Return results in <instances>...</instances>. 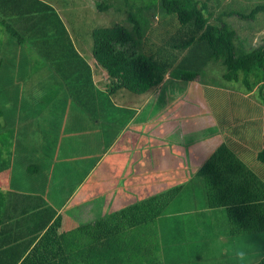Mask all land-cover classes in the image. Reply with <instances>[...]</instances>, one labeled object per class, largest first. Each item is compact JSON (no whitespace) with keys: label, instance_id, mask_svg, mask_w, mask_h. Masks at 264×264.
Segmentation results:
<instances>
[{"label":"trees","instance_id":"16d2710c","mask_svg":"<svg viewBox=\"0 0 264 264\" xmlns=\"http://www.w3.org/2000/svg\"><path fill=\"white\" fill-rule=\"evenodd\" d=\"M124 1L128 5V0ZM136 1L140 2V6H136ZM136 1L131 0L130 3L128 21L132 22L131 29L114 24L91 31L93 58L105 71L110 91L125 89L134 94L146 93L161 84L167 73L173 78L193 80L209 61L221 60L226 68L223 78L238 81L242 73V81L249 91L259 86V95L264 105V45L251 49L237 45L236 31L227 22H209L206 1L150 0L154 4L157 1L159 7L173 16L180 27L178 32L175 31L176 33L165 39V42L169 43L170 38L179 36L178 42L170 43L171 48L177 52L164 54V42L159 45L155 43L152 47V44H148L149 37L143 35V28L148 22L141 14L143 10L147 11L150 1ZM133 7L140 13L139 17L135 16ZM260 11L264 12V2L256 4L249 13H236L243 19H253ZM140 17L142 19L138 20ZM0 29L6 30L16 42L25 44L37 52L47 67V83L51 80L56 82L58 91L66 92L75 106L88 113L93 108L105 107L106 96L96 89L89 64L75 47L62 18L51 4L44 0H0ZM133 32L135 34H132ZM186 34L188 37L184 38ZM144 45L149 47L144 48ZM179 53L181 56L176 62ZM45 84L39 83L37 86L42 91V96L39 95V98L36 95L34 101H48V105L41 110L30 109L26 115H20L19 110L14 116L17 114L20 120L27 121L30 118H39L44 123H49L47 125L58 127L54 118L42 119L46 109L54 110L49 108L53 97H46V94L52 95L54 90L50 91ZM33 98L34 96H31V99ZM23 106L22 102L20 109ZM25 106L33 108V104ZM52 114L54 115V112ZM4 115L0 107V117ZM39 125L41 126L40 122ZM13 133V128L4 129L0 122V221H33V225L26 226V230L31 232L34 238L41 236L39 246L42 245L45 249L39 258H43V262L47 264L92 263L88 259L81 263L67 253L72 250L93 252L99 234L108 237L111 234L116 235L119 229L123 231L121 234L125 231L127 233V230H136V235H155L154 222L158 216L168 211V206L176 200L175 198L182 197V191L187 188L193 190L194 185L199 187L198 183L201 184L206 199L202 207L213 211L222 208L230 235L250 237L256 233H264V180L224 141L210 151L189 182L169 187L139 204L111 213L105 220L79 225L64 214L57 213L41 195L4 190V187L8 186L12 171L10 164ZM260 134L262 144L256 158L260 163H264V124ZM37 167L31 165L28 169L32 168L34 171ZM25 172L27 174L26 168ZM189 195L186 196L192 201L195 191ZM200 213L202 212L198 211L196 215L199 217L202 215ZM121 217L127 218L126 223H116L118 219L125 221L121 220ZM126 225L128 229L124 228ZM46 227L48 229L41 234ZM82 236L88 237L86 243L81 241ZM255 264H264V256Z\"/></svg>","mask_w":264,"mask_h":264},{"label":"rangeland","instance_id":"374dc122","mask_svg":"<svg viewBox=\"0 0 264 264\" xmlns=\"http://www.w3.org/2000/svg\"><path fill=\"white\" fill-rule=\"evenodd\" d=\"M44 1L51 4L59 13L71 39L77 47L81 50H86L83 52V55L87 61H93L92 29L112 26L114 24L123 25L129 29L132 28V22L128 21L131 0H128V5H126L124 0ZM146 1L149 2L150 0ZM198 1H206V14H208L210 23L220 24L222 21H225L236 31L237 45H241L244 49L264 45V12H257L253 19H243L236 13L238 11L249 13L256 4L263 3L264 0ZM136 6H140L139 1H136ZM132 11L135 16L139 17L140 13L136 11L135 7L132 8ZM141 15L146 17L148 22L143 28V35L149 37L148 44H152L151 46L153 47L155 43L159 45L164 42L162 44L164 54L172 51L176 53L177 50L171 48L170 43L178 42L179 36H174V39L170 38L169 43L165 42L166 38L178 32V28H180L175 18L165 13L159 7L157 1L155 4L150 1L147 11L143 10V14ZM137 19L141 20L142 17ZM132 34H135V32ZM187 34L184 38L188 37ZM146 46L149 47V45ZM146 46L144 45V48ZM24 54L28 55V52ZM180 56L181 54L179 53L176 59ZM39 60L40 58L36 52L35 55L32 54V62L23 63L31 67L21 68L19 71L18 68H8L6 79H0V107L2 111H8L4 112L5 115L0 117V122L4 129H14L11 146V182H17L15 184L16 189L30 192L32 190L30 180L34 179V177L42 178L36 174L40 173V169L47 167V170L53 175L57 174L52 181V185H60L64 191L69 190L71 192L74 189H79L80 191L82 190L81 194H85L87 190L97 189L93 185L101 186V188L98 187V194H96L93 202H90L92 207L93 205H104L113 203L114 201H118L119 203L129 202L126 200L128 199L126 197L119 198L111 195V191L113 190L112 181L106 180L103 184V181L99 178L101 174L99 169L96 172L97 174L93 170L89 171L102 154L105 165L111 162L112 154L120 146V142L115 143L116 148L111 150L114 143V131L100 127L92 134L89 140L85 139L84 132H82V136L72 133L76 137L72 141L69 137L68 139H65L63 136L59 137L56 134L58 131L57 126L46 127L43 124L41 125L43 130L39 131L40 126L35 125L33 127L29 124V121H21L14 116L19 110L20 115H26L30 109L41 110L48 105V101L35 102L34 99H31V96L42 95L41 90L35 89L37 87L35 85V78L38 74L42 78L48 76L46 68L38 70V68L34 67V65L41 64ZM225 72L226 68L221 60H212L206 64L203 70L200 71L199 76L193 80L174 78L175 80L167 85V89H169L171 95L163 93L157 101V89L152 92L148 91L147 94L136 96L139 102L145 101L146 111H157L159 109L158 115L165 117L164 109H166L169 110V120L177 117L178 123L181 121L179 131L169 133L175 136H173L172 141L166 147V149L168 148L174 154H170L167 150L164 152L167 161L165 164L172 165L175 167V170L181 167L180 178H177V180H163L160 168L163 170L164 166L161 164L164 163V160L156 153L162 149L154 148V145H157L155 142L159 137L158 134L161 131V127L151 125V130H149L151 138L147 139V141L153 146L152 154L150 157H146L149 163L143 165L144 180L140 183L141 190L150 189L156 194L169 189V187L189 182L196 169L201 165L210 151L218 143L223 142V139L232 146L233 152H238L239 147L236 146L240 144L244 153L237 154L253 172L264 180V163H260L256 158L262 144L260 132H262L264 124V105L259 95V86L257 85L252 91H249L242 81V73H240L239 80L234 81L224 79L223 74ZM21 76H25L26 78H24V83L20 84L18 80ZM47 80H44L46 83L45 87L49 88L50 91L53 89L54 93L52 95L46 94V97L48 99L53 97V101L49 102V108L54 109L56 118L63 113V110L67 109V112L70 111L69 107H72V104L74 105L72 108H78L68 98L66 92L62 90L58 91L59 88L56 82L53 83L51 80L47 83ZM249 80L251 81L250 77ZM123 90L129 95H135L128 90ZM19 92H23L22 100L17 99L20 97ZM128 99L129 97H126L125 100L128 101ZM22 102L24 106L20 109ZM167 103L168 107H165ZM27 104H33V108L31 106L26 107L25 105ZM104 104L105 106L108 105L109 101H104ZM109 107H112V105ZM147 113L143 114V117ZM48 118L52 119L49 116ZM145 118L148 117L145 116ZM16 122H20L21 124ZM4 132L7 134L6 130ZM93 136L95 137L93 138ZM54 146L59 150H53ZM136 147L142 148V144ZM42 153L46 156L45 161L43 160L45 157ZM132 153L137 155L136 152ZM40 163L43 164L35 171H32V168L28 169L31 165L38 166ZM105 165H100L98 168ZM92 175H94V180ZM197 185L199 187L196 185L193 187L195 196L192 199L194 201H190V198L186 196V191H184L182 197L178 198L180 199L178 202H175L178 200L175 198L176 200L168 206V211L181 212L179 213V221L177 219L168 220L171 223L170 230L172 231L166 233L167 239L164 240L170 241L169 246L171 247H175L176 243H180L183 248L187 249L189 247V245H186L188 239L194 237L198 231L200 237L205 241H214L212 247H214L217 257L215 258V262H199L194 257L193 259L191 258L188 249L187 251L184 249L181 252V258H176L174 262L169 264H255L259 261L264 256V233L250 235V238L245 240V242L242 241L241 258L234 262L231 260L232 235L228 233V223L222 208L214 209V212H210L208 209L204 222L209 227L205 232H200L197 223L194 221L196 212L194 213L193 210H196L194 205L198 206V209L202 208L206 199L201 184L198 183ZM10 187L13 188L12 186ZM186 190L188 192V188ZM105 195H107L106 198L104 197ZM150 196L151 194L141 201ZM141 201L133 200L132 202L135 204ZM173 216H176V214H173ZM176 223L179 225L177 226Z\"/></svg>","mask_w":264,"mask_h":264},{"label":"crops","instance_id":"0c3cea01","mask_svg":"<svg viewBox=\"0 0 264 264\" xmlns=\"http://www.w3.org/2000/svg\"><path fill=\"white\" fill-rule=\"evenodd\" d=\"M74 45L79 53L84 57L83 52H85L86 50L79 49L75 43ZM81 48L83 49V47ZM26 52H28V55L24 54ZM35 53L36 51L33 48L28 47L25 44L16 42L9 36L6 30L0 29V79H6L8 68H18L19 71L21 68L31 67L30 65H26L23 63L32 62V54L35 55ZM92 60L93 61H86L90 66L94 85L101 94L106 96L109 104L105 107L101 106L93 108L91 109L90 113L80 108H72L74 106L72 104V107H69L70 111L67 112V109L63 110V113L60 116L58 114L59 117L57 118L55 114H52L54 110L46 109V113L45 111H43L45 115L42 114V119L48 116L54 118L55 121H57L56 123L58 125V131L56 132V134H58L59 137L63 136L65 139H68L69 137L72 141L76 138L74 135H72V133H77L79 136H82V132H84L85 139L89 140L92 134L100 127L108 128L114 131V143L111 147V150L116 148L115 143L120 142V146L118 147V149L116 148L115 152L112 154L111 162H108L105 165L102 154L101 156H99V158L89 171L93 170L96 173L99 169L101 172L99 178L101 179V181H103V184L106 182V180L112 181L111 183L113 190L111 191V195L119 198L126 197L128 198L126 200H128L129 202L119 203L118 201H114L113 203L93 205L92 207L90 202H93L96 194H98V187L101 188V186L93 185L97 189L87 190L85 194H81L82 190L80 191L79 189H74L71 192H69V190L64 191L63 187H61L60 185H52V181L57 174L53 175L47 170V167H45L44 169H40V173L36 174L37 176H41L42 178L34 177V179L30 180L32 190L30 192H24L29 194L41 195L46 203L50 205L57 213L64 214L79 225L95 222L98 220H105L107 219L109 214L125 208L127 209L131 205H134V203L132 202L133 200L141 201L143 198L149 196L150 194H155L150 189L141 190L140 184L141 181L144 180L143 165L145 163H149V160H146V157H150V155L152 154L153 146L150 142L147 141V139L151 138V134L149 131L151 130V125L161 127V131L158 134L159 137L155 142V144L157 145H154V148L162 149L161 151H157L156 153H158V156L160 155L164 160V163L161 164L164 166L163 170L160 168L163 180H177V178H180L181 172V167L175 170V167H173L172 165L165 164L167 163V161L164 155L165 150H167L170 154H174L170 152L168 148L166 149V147L172 141L171 139H173V136H175H172L169 133L178 132L179 127L181 126V121L178 123L177 117L169 120V110L166 109H164V115L166 114L165 117L163 115H158L159 109L157 111H146V105L144 103L145 101L139 102L136 96L147 94V92L142 94L129 95L123 89L110 91L108 86L109 79L105 74V71L97 64L93 57ZM42 62L43 61L40 60L39 63L41 64L34 65V67L37 66L39 68L47 69V67ZM24 78L26 77H19L18 83H24ZM45 79H48V76L46 78H42L40 74H38V76L35 78V85L38 86L39 83H45ZM174 80V78L167 75L161 84H159L149 92L158 89V95L156 98L157 101L158 99H160L163 93L171 95L169 89H167V85ZM35 89L39 90L38 87H36ZM19 95L20 97H18L17 99H22L23 92H19ZM38 97L40 98L39 95ZM126 97H129L128 101L125 100ZM35 98L36 97H34L33 99ZM111 105L112 107H109ZM165 107H168V103L165 104ZM4 112L7 111L5 110ZM145 113L147 114L143 117V114ZM93 114L94 117H92ZM145 116L148 118H145ZM16 117L19 119L17 115ZM22 120L27 121V119ZM28 121L29 124L33 127L35 125L40 126L39 122L41 123V125L45 124L46 127L50 126L47 125L49 123H44V121L39 120V118L36 120L30 118V120ZM16 123L21 124L20 122ZM41 130H43V128L40 126L39 131ZM94 137L95 136H93V138ZM223 141L226 142L224 139ZM139 143L142 144V148L136 147L137 145H140ZM191 147H193V145H191ZM236 147H239L236 155L244 153L240 144ZM53 150L58 151L59 149L54 146ZM132 152H136L137 155ZM43 156L45 157L43 158V160L45 161L46 156L44 154ZM239 158L241 159L240 156ZM180 160L182 161V159ZM42 164L43 163H40L36 169H38ZM100 165L105 166L98 168ZM105 170L107 171L105 172ZM94 175H92L93 180L95 179ZM141 175L143 176L142 178ZM11 179L12 172L10 175L9 186L4 187V190L23 193V191L16 189L15 184L17 182L12 183ZM10 186H12L13 188H11ZM184 191H186V195H191L193 190L188 189V192L187 190ZM184 191H182L181 194H183ZM104 197L106 198L107 195H105ZM139 203L140 202H138V204ZM194 207L196 208V206ZM198 211H201L204 214L199 215V217L195 214L194 221L197 223V227L198 229H200V232H205V230H207V228L209 227L208 224H205L204 222V217L206 214H208V208L202 207L200 209L196 208V210H193L194 213ZM209 211L214 212L212 209H210ZM180 212L181 211H166L158 216L157 220L154 222V229L156 231V234L153 236L136 235V230H127V233L125 231L124 234H121V232L123 231H120L118 229L116 235L111 234L107 237V235L103 236L99 234L95 241V250L93 252H77L75 250H72L68 251L67 254L71 255L73 259L81 261V263H83V260L85 259L91 260L92 263L89 264L172 263L176 258H181V252L185 248H183L180 243H176L175 247H171L169 246L171 242L164 239H167L166 233L172 231L170 230L171 223L168 220L177 219V221H179ZM173 214H176V216H173ZM199 218H202V220L200 221ZM121 220L125 221L122 222L120 221V219H118L116 223L124 224L126 223L127 218L121 217ZM176 224L177 226L179 225L178 223ZM28 225H33V221H0V264H8L11 261H13L14 264H47L43 262V258H39V256H41L45 249L42 245L39 246L41 236H36L35 238L32 237L31 232L26 230V226ZM124 228L128 229V226L126 225V227ZM47 229V227L44 228L41 231V234L45 233ZM51 234H53V232H51ZM248 238L250 237L239 235L231 236L233 244L230 248V258L233 262L241 258V242H245V240H247ZM81 241L83 243H86L88 241V237L82 236ZM186 245H189L187 249L190 252L192 259L194 257V259L199 262H215V258L217 256L215 254L214 247H212L214 245V241H205L200 237V233L198 231L196 232L194 237L188 239ZM187 249H185V251H187Z\"/></svg>","mask_w":264,"mask_h":264}]
</instances>
